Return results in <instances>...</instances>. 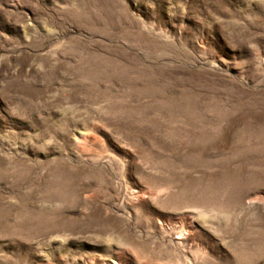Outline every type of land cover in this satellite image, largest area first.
<instances>
[{
    "label": "rangeland",
    "instance_id": "rangeland-1",
    "mask_svg": "<svg viewBox=\"0 0 264 264\" xmlns=\"http://www.w3.org/2000/svg\"><path fill=\"white\" fill-rule=\"evenodd\" d=\"M0 264H264V0H0Z\"/></svg>",
    "mask_w": 264,
    "mask_h": 264
}]
</instances>
